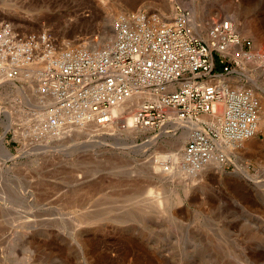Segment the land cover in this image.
I'll return each instance as SVG.
<instances>
[{
  "label": "rangeland",
  "instance_id": "obj_1",
  "mask_svg": "<svg viewBox=\"0 0 264 264\" xmlns=\"http://www.w3.org/2000/svg\"><path fill=\"white\" fill-rule=\"evenodd\" d=\"M164 1L0 0V34L40 49L97 48L103 40L89 41L100 40L106 16L158 15ZM169 1L195 19L234 16L264 57V0ZM37 111L15 92L0 94V264H264V132L190 181L182 168L173 178L154 168L168 156L167 122L121 147L74 130L49 137Z\"/></svg>",
  "mask_w": 264,
  "mask_h": 264
},
{
  "label": "bare ground",
  "instance_id": "obj_2",
  "mask_svg": "<svg viewBox=\"0 0 264 264\" xmlns=\"http://www.w3.org/2000/svg\"><path fill=\"white\" fill-rule=\"evenodd\" d=\"M164 7L158 15L140 10L106 16L100 40L89 41L103 40L97 48L82 42L76 50L40 49L37 42L1 33L0 94L15 92L37 107L35 118L48 126L41 128L49 137L74 130L76 136L95 133L96 144L109 139L132 147L128 140L136 130L167 122L161 134L170 130L168 156L154 168L165 178L180 176L182 168L194 181L222 154L229 158L235 146L253 148L250 140L264 132V105L258 103L264 57L256 42L252 46L240 34L234 16L210 21L207 15L195 19L184 6L174 9L169 0ZM17 79L24 83L16 85ZM159 135L144 145H155Z\"/></svg>",
  "mask_w": 264,
  "mask_h": 264
}]
</instances>
